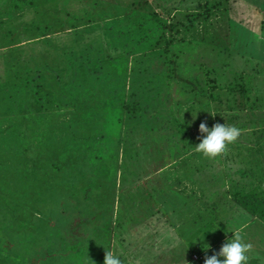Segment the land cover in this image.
Instances as JSON below:
<instances>
[{
  "label": "rangeland",
  "instance_id": "obj_1",
  "mask_svg": "<svg viewBox=\"0 0 264 264\" xmlns=\"http://www.w3.org/2000/svg\"><path fill=\"white\" fill-rule=\"evenodd\" d=\"M14 3L0 0L3 31L19 37L0 39V166L42 164L26 208L0 218V264H104L107 251L171 264V246L173 264H205L232 230L251 245L248 264H264V20L235 19L238 0ZM20 97L35 115L21 116ZM201 123L240 136L204 157ZM90 165L102 178L76 192L70 175ZM107 166L112 186L95 192ZM83 198L108 214L72 236Z\"/></svg>",
  "mask_w": 264,
  "mask_h": 264
},
{
  "label": "trees",
  "instance_id": "obj_2",
  "mask_svg": "<svg viewBox=\"0 0 264 264\" xmlns=\"http://www.w3.org/2000/svg\"><path fill=\"white\" fill-rule=\"evenodd\" d=\"M16 1H19V0H14L15 3H16ZM15 3H14V5H15ZM17 4H19V2ZM163 27H167V25L164 24ZM114 29H116V28H114ZM118 31H120V30H118ZM17 34L18 33L14 32V30L11 31V33L7 34V32L3 31V25H0V39H1V37H4V36H6V38H8V36L10 35V36H12L11 39L16 38L17 41H19V37L18 38L16 37ZM145 42L150 43V41H148L147 38L145 39ZM21 97H20V100L16 104L18 106V112H21V116L22 115H35L36 113L34 111V108H30L31 104L29 105L28 104L29 102L27 103V102L21 100L22 99ZM39 113H41V112H39ZM103 142H104V140L102 139V144H103ZM99 144H101V142L97 143V145H99ZM32 160H33V158L30 157V161L27 160V162H25V160L21 157V159L18 160L17 164L13 162V163H11L10 166H6L7 164L5 161L0 166V195H1L0 196V218L6 217L7 213H9L10 215H12L14 217L15 214L17 213V211H15V209L21 208L20 211H23V208L24 207L26 208V206H24L25 202L21 201V198L25 199L23 196L27 195L26 191L27 192L30 191L31 188H33V189L37 188L36 186L34 187V183L36 182L35 178L38 176L39 166H40V164H42L41 162H39V160L36 163H34ZM104 160H105V158H104ZM111 160H113V159H111ZM20 161H22L23 164H26V168H27L26 170L22 169V171H20V169L18 168ZM105 162H106V160H105ZM92 166L95 167V165H92ZM92 166L90 165L89 167H87L88 170L84 171V176L82 173H80L79 175H77V173H76L75 176H74V174L70 175L71 178L73 177L72 178L73 182L76 184V188H75L76 192L80 193V191H81L83 193L82 188H83L84 183L86 181H92V179H93L96 182L99 179V177H101L98 174V172H95V170L93 169ZM35 167H37V171H35V169H34ZM93 172L95 173V175ZM130 173H132V171H130ZM101 175L106 176L107 181L104 182V187H103V189L101 188L102 190L98 189L99 185H97V183H95V192L100 191V193L106 194L107 192H109L110 186H112V184H111L112 174L110 173V168L108 167L107 172L101 170ZM78 176L81 178L84 177V181L82 182V180H80L78 178ZM66 180H67L66 176L62 175L61 179L58 178L57 182H59V183H53V184L65 185ZM79 185L81 186V189L78 188ZM7 191L12 192V194L19 193L20 198L16 199L19 203L9 204L7 199L4 202H2V200L7 196V194H5ZM83 199H86V198H83ZM92 201L93 200L88 201L86 199L82 203H79L78 199H75L76 205L73 206V209L71 208L70 211L68 212V215H69L68 217L71 218V222L69 223L70 224L69 235L76 236L75 230H77V231L79 230V228H76V227H85L86 230L89 229L88 226L90 224L94 225L95 220H97L99 217H103L100 221L101 222L100 224H102L105 221L104 217L108 214L107 213L108 209L105 206V202L101 201V203H99L98 205H95V201H93V203H92ZM27 212H29V211L27 210ZM24 213H26V210H24ZM30 218L32 219L31 214H30ZM16 224H17V222H16ZM92 230L90 229L89 234H93ZM89 234H87V235H89ZM34 235L31 234L30 237H33ZM89 237H90V235H89ZM103 237L105 238V236H103ZM103 237L101 238L102 239L101 244L105 241V239H103ZM94 245H95V243L92 244L91 247L95 249Z\"/></svg>",
  "mask_w": 264,
  "mask_h": 264
},
{
  "label": "clouds",
  "instance_id": "obj_3",
  "mask_svg": "<svg viewBox=\"0 0 264 264\" xmlns=\"http://www.w3.org/2000/svg\"><path fill=\"white\" fill-rule=\"evenodd\" d=\"M209 112L212 113L211 111ZM197 113H192L194 119ZM199 128L200 132L206 133V135L202 138L201 142L195 146V151L207 158H214L223 153L227 146L235 142L240 136V129L234 125H228L227 123H217L211 128H209L206 123H201ZM207 231L209 230H206V232ZM232 231H234V236L227 238L217 254L207 257L205 259V264H248L249 256L247 253L251 245L243 241V237L240 235L239 231ZM203 237L197 238L203 239ZM209 247L210 246L207 244L204 245L205 249ZM218 257H222L223 259ZM85 264H87V261H85ZM104 264H122V261L118 255H114L111 251H107Z\"/></svg>",
  "mask_w": 264,
  "mask_h": 264
},
{
  "label": "crops",
  "instance_id": "obj_4",
  "mask_svg": "<svg viewBox=\"0 0 264 264\" xmlns=\"http://www.w3.org/2000/svg\"><path fill=\"white\" fill-rule=\"evenodd\" d=\"M240 2V4L238 3V5L240 7L244 8V12L241 13L239 8V12H236L237 15L234 14V18L235 19H243L244 16L250 17L252 18L251 20L253 22H257L256 24H259V26H262L263 20H264V0H256V2H254V0H238ZM251 3V4H248ZM263 10V11H262ZM262 11V12H261ZM235 22V25L237 28H239V21ZM253 26H255L254 24L249 26L248 28H250L251 30H253ZM177 238V240H179V237H174L172 236V241L174 242V239ZM146 239H151V238H146ZM207 241H209V239L207 238ZM210 242V241H209ZM163 243V241H162ZM160 247V251L163 252V246H162V250H161V246ZM116 248V247H115ZM169 250H172V252L170 251H166V255L170 258L171 264L174 263V255H176V251L174 246H171ZM114 251V250H113ZM145 252H141V254H144ZM116 254V252H114V255ZM163 254V253H162ZM185 255V253H184ZM157 259H166L164 256L162 257H155ZM163 260L161 261V264H164ZM133 263V262H131ZM159 263V262H158Z\"/></svg>",
  "mask_w": 264,
  "mask_h": 264
}]
</instances>
